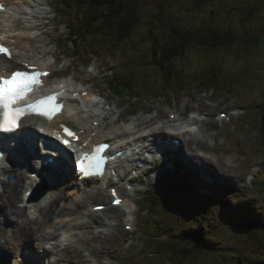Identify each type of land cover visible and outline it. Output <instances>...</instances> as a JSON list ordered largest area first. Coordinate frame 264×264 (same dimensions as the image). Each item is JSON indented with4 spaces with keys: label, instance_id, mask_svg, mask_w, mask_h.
Here are the masks:
<instances>
[{
    "label": "rangeland",
    "instance_id": "374dc122",
    "mask_svg": "<svg viewBox=\"0 0 264 264\" xmlns=\"http://www.w3.org/2000/svg\"><path fill=\"white\" fill-rule=\"evenodd\" d=\"M41 1L43 5L41 9L37 10L44 13L43 17H38L37 22L41 24L38 32L42 37L45 50L52 52L49 56L47 53L43 55L49 57L50 60H55L54 55H58L59 58L54 79L70 76L74 71H77L87 79L91 86L102 89L105 96L111 97L107 101V107L113 106L117 113H122L120 117L118 115L110 116L111 125L113 121H117L118 126L125 125L126 121L140 115L155 116L154 122L159 119L169 120L173 111L174 114L177 113V116L182 113V116L189 117L193 108H199L201 112H206L210 116L209 123L200 132L195 133V136L182 135L183 154L184 151H189L193 155H197L200 153V148H203L204 151L208 150L206 151L207 155L202 157L209 160V168L203 170L198 165L187 164L182 159L186 166L193 165L196 168V171L191 174L194 180L188 184L186 182L190 179L189 175L182 179L179 174H176L175 157L170 155L172 164H169L173 171L163 170L164 166L158 165L149 174L143 173L140 179L135 180L136 185L143 191L134 192L138 200L137 205H133L136 206L137 215L135 229L132 231L125 229L124 221H121L116 227L106 226L115 222V217H111L110 212L97 215L105 221L104 223H99L95 220V216L91 218L88 215L92 203L107 201L108 197L89 198L88 201L82 203L84 197L77 198L84 194L83 191H80L78 195L74 191H66L63 187L56 189L55 192H63L61 197L64 198L61 204L68 201V206L63 209L64 212L61 214L65 215L64 218L67 221L79 219L83 224L89 221V223L93 222L96 228L92 233H87V241L82 242L75 238V247H68L59 253L52 252L50 255L51 264H93L90 255H88L90 249H94L96 254H99V256L96 255L98 264H106V260H110V264H171V261L161 254L158 256L153 254L154 256H150L151 258L146 255L136 257L145 250V234H148V231H145V234H139L140 222L147 216L142 196L148 185L151 186L153 183H158L160 188L168 187L166 192L170 196L185 202L183 209H176L169 214V220L173 223V227H185L193 224L198 227L204 226L205 236L212 237L208 239L209 241H213L214 244L222 241L220 250H215V248L213 251L210 250L211 255H203L213 256L212 258L207 257L204 264H209L208 260L210 259L215 262L212 261L211 264H216L224 254L229 253L224 248L229 249L228 247L237 246V253L241 254L246 264H264L263 227L257 224H238L239 217L242 215L253 217V208L255 212L264 211V141L259 129L261 108L258 107L260 104H264V0H214L201 4L196 3V0H130L132 5L137 6L140 13L139 21L130 38L113 52H95L91 50L93 48L90 47L88 41L69 40L70 23L77 21L76 12L68 14L67 10L56 0ZM32 2L35 3L34 0ZM254 6H260L261 9L249 18H245L246 13L244 12ZM160 15H164L162 19H160ZM172 22L179 24L183 29L215 28L239 35L240 39L229 50L228 46L216 51L200 50L193 47L186 51L187 54L184 58L176 61L186 74H190V72L210 68L214 60L220 59L223 75H239L241 77L237 83L233 84V94L205 92L197 89L183 94L155 98L150 96L153 92H145L146 90L141 88V91L138 89L142 93L141 99L125 100L114 95L107 84L108 75H117L124 70V66L129 61L132 64H139L142 60L151 59V57L146 59L143 55L145 49L150 48L153 42L152 36L149 35L150 29L159 35L161 43L169 40V45H171L172 40L166 25ZM253 39L258 40L252 42ZM135 72L141 77H143V73L150 74L148 76H151V79L144 78L143 81L140 80L141 84L150 82L151 90L158 89L159 82L154 76V70L143 72L137 70ZM232 108H238L236 115L233 114ZM221 110L229 112L232 120H222L219 116ZM218 119L220 120L218 121ZM110 130L108 128L106 133H109ZM181 155L182 152L180 157ZM12 174L14 175V173ZM0 176L4 175L0 174ZM72 177L70 174L64 175L61 181L57 182L59 184L72 182ZM15 179L16 177L11 182ZM163 179L167 180V183L162 182ZM260 179L263 182L257 183ZM207 180L214 181V184H210ZM8 182L10 181L8 180ZM1 185L0 182V191L3 192L2 187L6 185L3 184L2 187ZM22 188L19 189V197ZM1 196L6 200L5 195ZM224 199L233 205L241 206V210L226 211L222 203ZM1 201L0 198V204ZM59 201L58 203L61 205ZM112 213L114 215L115 212ZM57 215L56 213L53 217L56 222L59 221ZM38 216L33 221L44 220L42 211ZM124 217L125 215L122 218L124 219ZM27 218L30 217L27 216V212L26 214L24 212L23 217L19 220L23 222L27 221ZM46 225L47 223L42 232L49 231ZM216 225H218L217 230H220V233L214 235L216 230L210 231V229L216 228ZM34 226L39 227L37 223H33ZM3 228L6 231V228ZM12 229L9 227V241H6L7 238L4 237L6 234L0 235V241H6L9 246L21 241V238L12 236ZM249 229L253 232L259 231L248 235ZM76 231L85 235L86 228L74 227L68 231V236L72 237ZM208 232L209 234H207ZM244 233L252 244L246 249L239 239H243ZM260 237L263 245L259 246L257 239ZM36 238L37 236L33 241L35 243L29 242L27 247L37 251L46 250V246L52 245L56 240V237L43 238L40 244ZM59 238L63 239L62 236ZM217 238L222 240H216ZM201 243L206 244L201 239L196 242V244ZM246 245L248 246V243ZM13 251L9 250V255L3 257V250L0 248V264H10L18 251L17 247ZM231 255L237 256L236 253H231L224 257L225 262L221 264H235L237 257ZM6 258H8L7 261ZM85 258L88 259V262ZM3 260L4 263H2Z\"/></svg>",
    "mask_w": 264,
    "mask_h": 264
},
{
    "label": "trees",
    "instance_id": "16d2710c",
    "mask_svg": "<svg viewBox=\"0 0 264 264\" xmlns=\"http://www.w3.org/2000/svg\"><path fill=\"white\" fill-rule=\"evenodd\" d=\"M59 5L65 8L68 12H76V22L70 23V38L71 41L77 42L83 39L91 45V50L95 52L101 51H114L120 47L125 40L129 39L132 33L136 30L140 13L136 5H132L130 0H56ZM214 0H196V3L201 4ZM261 9L260 6L249 8L244 16L249 18L255 12ZM164 15H160L162 19ZM168 28L169 36H171L172 44L169 45V40L161 43V38L153 29H150V36H152V45L150 48L145 49L144 57L147 59L142 60L139 64H132L131 61L124 66V70L117 75H108L107 83L112 92L120 98L125 100L141 99L142 89L145 92H153L152 95L156 97H165L171 95H178L190 92L192 90L201 89L205 92H218L233 94V84L237 83L241 77L232 75H223L221 60H214L210 68L202 69L201 71L190 72L186 74L176 63L177 60L184 58L187 50L196 47L200 50L216 51L221 50L223 47L228 46L229 50L237 40L240 39L239 35L234 32H227L221 29L197 27L195 29H183L177 23H170L166 25ZM167 33V34H168ZM258 39H253L252 42H257ZM171 43V42H170ZM79 46V45H78ZM228 52V51H227ZM152 53V54H151ZM154 70V76L159 82L158 89L151 90V83L141 84L140 80L144 78L151 79L150 74H144L143 77L136 75L135 71H148ZM153 76V77H154ZM142 88V89H141ZM157 88V87H156ZM237 88V87H236ZM235 88V90H236ZM140 91H139V90ZM261 119L259 122V129L264 141V104H260ZM189 175L188 182H192L193 177L188 172L184 173ZM181 175V172H179ZM185 176V177H186ZM263 180H258L261 183ZM157 188V189H156ZM168 187H163L162 191H158V187L151 188L150 191L143 196L145 216L140 222L139 234H145L144 247L145 250L141 252L143 256L150 257L152 252L158 255L166 256L171 264H204L207 257L212 258L210 250H220L219 243L214 244L209 241L205 236L204 226L187 225L185 227H173V223L169 220V214L176 209H183L184 203L174 197L170 196L166 191ZM217 192V191H216ZM228 194V193H227ZM228 196V195H227ZM221 197V196H220ZM224 197V196H222ZM198 201V200H196ZM252 209V216H240L238 224L246 223L247 225H259L264 230V211L255 212ZM212 227L210 231L216 230L213 234L217 235L220 230ZM259 230L249 229L248 235H253ZM209 234V232L207 233ZM243 236V235H242ZM205 241L206 244H196L198 240ZM244 249L249 248L252 244L244 233L243 239ZM216 240H222L217 238ZM258 244H261V237L257 239ZM248 243V246L246 245ZM225 249L229 253L224 254L216 264L225 262L224 257L229 256L231 253H236L237 256L231 255L236 258L235 264H246L245 260L237 253V247H228ZM149 249V252H148ZM149 254V255H148ZM214 255V254H212ZM230 256V258H231ZM214 262L213 259L208 260ZM226 261H228L226 259ZM207 262V261H206ZM215 263V262H214Z\"/></svg>",
    "mask_w": 264,
    "mask_h": 264
},
{
    "label": "bare ground",
    "instance_id": "6f19581e",
    "mask_svg": "<svg viewBox=\"0 0 264 264\" xmlns=\"http://www.w3.org/2000/svg\"><path fill=\"white\" fill-rule=\"evenodd\" d=\"M34 1L35 3H33L32 0H7L9 7L7 13L3 14L2 34L5 35L7 37V40L10 41L11 44L14 46V58L12 60L13 62L8 65V61H6L3 56L0 57V75L3 74L2 70L7 69L10 71L13 68L20 67L17 65L18 62L34 61L37 64H40L42 68L51 69V70H55L58 67V64L56 62L59 59L58 55L55 57V61H51L49 58L43 55L44 53H47V55H51L52 52L49 50L48 51L45 50L44 45L42 44L43 43L42 37L38 32L41 28L40 27L41 24L37 22L38 17H43L42 15L44 12L37 9H41L43 2L41 0H34ZM51 77L52 75L49 76L51 83L53 84L56 83L57 81H53ZM61 79L63 80V82H65V86L68 87L69 90L74 89V92L80 91L81 94L86 91L88 92V94L85 96L80 95V97H82V101H80L77 97H73V101L76 104L75 109L79 110V112L74 114V116L70 114V112L64 113L62 116H60L61 119L77 121V118L79 116L80 121L83 122L86 126H92L90 123L98 120L100 122V125L93 127V130L95 131L97 130L100 132V134L97 136V140H105V138H107L108 140L117 139L119 143L120 140L125 142L123 146H127L131 144L132 141H144V145L151 146L152 142L154 141V139L151 137L155 136V134L160 131H164L165 133L180 132L181 134L184 135L188 133L190 134V136H195L194 132H200L202 128H204L205 125L209 123L208 114L202 113L201 110H199V108H193L192 114H194V116L185 117L182 116V113L181 114L179 113L178 117L175 118L174 120L170 119L168 121H165L166 123H170L171 124L170 126L167 127L155 126L150 131L147 132L142 131V129H149L151 124L154 122L153 120L155 119V116L147 117L140 115L137 118H133L132 120L125 122V125L118 126L117 121H113V124L111 125V122H109L110 116L118 115V117H120L122 115V113H117V111L113 106L106 107L107 101H109L111 97L105 96L103 94L102 89H97L91 86L87 81V79L83 75H80L77 71L73 75H71V77L67 79L65 78H61ZM56 87H57L56 85L50 86V88H56ZM96 95L100 97V100L103 98V100L106 101V104L102 105L100 104V102L94 100L93 97H95ZM171 113H175V112L173 111ZM201 114L204 115V119H202V117L200 116ZM44 126L47 130L52 131L54 130V128L58 127V119H55L51 123L46 122ZM107 126L108 128L111 129L109 133H106V131L102 132V129L106 128ZM184 129L188 131L187 132L179 131ZM24 130L25 131L33 130V123L26 124ZM148 149L151 150L152 147ZM176 151H181L183 154L182 145H180ZM202 156L204 155H202L201 153L197 155H193V153L189 151L188 152L184 151V158L187 160L188 163H194L195 165L202 167L203 170H206L209 168V160L204 159ZM26 157H27L26 162L29 165H31L30 162L31 159H28L29 158L28 155H26ZM64 164L66 167L71 168V165L67 161L64 162ZM191 167L194 170H196V168H194L193 165H191ZM134 168L135 166L132 167V169ZM122 169L125 172L124 165H122L121 171ZM26 170L27 169L25 168V166H23V164L21 163H17V165L14 166L12 169H10V167L7 166L0 168V172H1L0 174H6L8 172H11L14 173L16 177L15 181L13 182L11 181L8 182L6 179L0 178L1 184L6 185V186L3 185L4 187H2L1 185L4 191L3 192L0 191V198L2 200L0 204V235L6 234L4 237L7 238L6 241H9L10 239L8 237H9V227H10L13 228L12 236L16 238L17 237L21 238V241L15 242L12 246L7 245L6 241L3 242L0 241V248L3 250V254H4L2 256L3 257L8 256L9 250L11 252L15 249V247H17L18 250L19 248L27 247L29 242L35 243L33 241L35 240L36 236H37L36 240L39 241L41 244V240L43 238L50 239V238L59 237L60 235H64L63 239L61 240L56 239L52 245L46 246L45 251L47 253H52V252L59 253L60 251L65 250L68 247H75L74 245L75 238H77L79 241L82 242L87 241L86 238L87 233H92L95 230L96 226L94 225L93 222L89 223V221L83 224L79 219H71L67 221L64 218L65 215H61V214L64 212L63 209H65V207L68 206V204L59 205L58 201L62 199L61 194H63V192L61 193L55 192L56 188L51 187V191H49V194L42 200L44 201L43 203V205L45 204L44 206H40L42 205L41 201H31L37 203V214L38 212L41 213L42 211L44 220L33 221V219H36L39 216L36 215L30 217L29 216V213L31 214L30 210H28L27 207L20 206L19 189L20 187H23L24 189V187H26L27 184L29 183L28 182L29 177ZM179 172H181V175L185 178L186 176L184 174L185 172L182 171V169L180 168H179ZM32 178L36 182L39 181V179L36 176ZM72 179H73L72 182H63L62 187L66 191H71V192L75 191L76 189H80V191H83L84 194L83 195L81 194V196H78V198L75 195L77 199L84 197V199H82L83 200L82 203H85L86 200L88 201L89 198L96 199V198H102V196L104 197L108 196V194L106 193L107 191L104 189V187H102V184L104 182L109 181L107 177L103 179V182H99V180L97 179H90L87 180L86 183L85 182L83 183L82 181L77 180L73 177ZM128 179L132 180V178L130 177ZM109 182L112 183V181ZM40 184L47 185V183H45L44 181L41 182ZM85 184H87V186H85ZM88 185H90V187H88ZM98 187H100V189H96ZM80 191H78L79 194ZM1 195H5L6 200ZM69 202L71 203V201ZM125 203L126 205H124V208L128 210L127 217L130 220L127 223L135 224L137 212L133 205L137 204V199L135 198L134 195L127 193L125 198ZM96 204L99 203H93L92 205H96ZM24 212L25 214L27 212V216H29L31 219L27 218V221L21 222L19 218L23 217ZM108 212L111 213L110 214V216L112 215L111 217H115V219H117V221L120 220V222L123 219L122 217L126 214L123 207L110 206L109 208L102 211H93L89 209L88 215L91 218L92 216H95V220L97 222L104 223L105 221L97 215H101L102 213L105 214ZM112 212H115L114 215ZM56 213L58 214L57 216L59 217L58 222L53 220V217ZM120 222L118 221L116 224H111V225H113V227H116L120 224ZM33 223H37L39 227H35L36 225L33 227ZM46 223H47L46 226L51 225L54 228V230L50 232L49 231L42 232ZM3 227L6 228V231L4 230ZM74 227L86 228L85 235H82L76 231L72 237L68 236L69 234L68 231L73 229ZM178 227L180 228L181 226ZM40 232H42V234H39ZM36 251L37 250H33L34 253H38V254L40 253ZM90 251H91V255L95 254L99 256L98 253L96 254L94 249H90ZM153 254L156 253L152 252V256H154ZM7 259L8 258H6V261ZM86 261L88 262L87 259ZM2 263H4V260ZM17 264H27V263H25V261L23 260Z\"/></svg>",
    "mask_w": 264,
    "mask_h": 264
},
{
    "label": "snow or ice",
    "instance_id": "6c2138e0",
    "mask_svg": "<svg viewBox=\"0 0 264 264\" xmlns=\"http://www.w3.org/2000/svg\"><path fill=\"white\" fill-rule=\"evenodd\" d=\"M0 51L8 53L9 57L11 56V53H9L8 50L2 45H0ZM36 75L39 76L41 75V73H36ZM34 80L35 77L31 75L28 71L20 70L13 71L11 76L8 78L0 76V107L4 108V112L2 113L3 119L2 121H0V130L6 132L14 131L15 128L18 126L17 122L22 115L28 114L31 109L39 108V105L30 106L29 108H18L15 106L17 102L22 99L25 92L31 87V84L28 82ZM39 114L49 115V113L47 112H40ZM65 131L68 132L69 130L65 128ZM70 134L75 135V133ZM64 143L67 144L68 141H64ZM85 159L89 160V163L86 166L84 164L80 165V172L82 175L91 176L95 174H102L100 172V168L103 163V159L98 157V153L96 156H92L90 159L88 157H85ZM113 193L115 195V190H113ZM115 203L120 204L121 201L117 199ZM222 203L226 211L241 210V206L233 205L227 199H224Z\"/></svg>",
    "mask_w": 264,
    "mask_h": 264
}]
</instances>
